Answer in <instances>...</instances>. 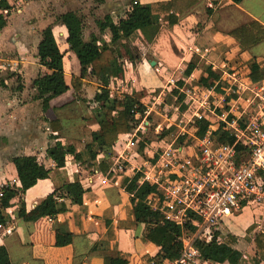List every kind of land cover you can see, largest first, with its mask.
<instances>
[{
	"label": "crops",
	"instance_id": "crops-1",
	"mask_svg": "<svg viewBox=\"0 0 264 264\" xmlns=\"http://www.w3.org/2000/svg\"><path fill=\"white\" fill-rule=\"evenodd\" d=\"M74 1L83 7L94 5L100 18L110 14L118 21L136 4L148 5L162 0H104L102 3L95 0H0V12L11 20L0 29V51L22 59L26 86L18 93H11L7 88L6 93L0 94V187L4 184L10 186L1 198L2 211L9 222L0 225V244L7 247L12 264H107L112 256L124 257L129 264H153L156 247L144 237V224L135 221L133 194L126 190L124 183L136 173V163L148 167V159L154 150L151 144L164 145L175 136L168 134L164 140L148 143L142 142L144 139L136 133L137 130L121 135L113 148L111 168L107 172L93 168L91 172L85 167L89 162L81 165L67 148L84 152V159H87L85 145L93 141L100 129L93 117L98 104L91 102L100 91L99 82L90 76L84 79L82 97L90 100L86 112L80 101L72 102L74 92L71 90L49 104L35 98L36 89L32 82L40 73L48 71L37 56L41 31L51 25L57 37L65 40L67 36L64 22L50 14L45 15L43 8L46 5L67 7ZM97 15H89L87 22L99 42L109 44L110 32L101 33L95 21ZM255 20L264 25V0H199L180 14L179 23L172 26L163 16L153 39L148 30H138L123 39L120 49L124 54L125 71L112 80L110 88L119 90L120 94L126 92L140 97L149 115L160 114L168 122L165 127L169 129L174 125L177 128L175 119L194 109V106L189 107L187 92L180 91L178 86L185 83V88L190 89L200 84L208 65L220 73L214 86L217 88L214 97L228 93L236 97L232 88L243 82L251 85L246 76L254 58L264 68V40L244 49L229 34L232 29ZM128 40L133 53L138 54L134 60L126 54ZM61 47L67 50L69 45L64 41ZM145 61L162 79H158L159 82L156 77V80L142 81L143 90L136 87V83L139 65ZM191 61H194L193 71L184 74ZM64 68L69 78L81 73L82 67L74 52L66 53ZM171 78L177 79V84H170ZM8 81L6 85L12 82L11 79ZM169 95L177 104L176 109L184 108L170 118L156 109L158 104L164 105V110L168 109ZM56 118L61 120L63 129L53 132L50 121ZM159 125L162 126L158 123L155 129ZM163 131L167 130L163 128ZM121 155L129 159L126 170L113 172ZM14 156L36 157L40 164L50 169L49 177L37 180L26 192H17L20 181L11 161ZM103 156L100 154L96 162ZM67 182H80L82 189L72 191L71 195L63 192L55 201L54 191ZM10 191L15 198L11 201L9 197L5 201V195ZM40 204L47 206L55 217L43 215L38 210ZM63 204L67 210L58 211ZM254 216L256 214H253L252 223ZM56 223L73 232L71 244L56 246Z\"/></svg>",
	"mask_w": 264,
	"mask_h": 264
},
{
	"label": "trees",
	"instance_id": "trees-1",
	"mask_svg": "<svg viewBox=\"0 0 264 264\" xmlns=\"http://www.w3.org/2000/svg\"><path fill=\"white\" fill-rule=\"evenodd\" d=\"M103 1L95 0L99 3ZM198 1L162 0L148 5L136 4L130 11L125 12L124 17H119L118 21H115L113 15L110 14L96 18L95 21L101 33L110 32L109 44L100 43L98 37L92 32L87 35V17L80 10H68L57 16V20H62L65 25L67 34L65 41L69 45L67 50L62 49L51 25L41 31L37 56L40 64L48 71L40 73L32 82V86L36 89V99H40L43 104H49L54 98L71 90L74 92L72 102L82 101L87 108L90 100H86L80 95L85 83L84 79L90 76L100 84V91L91 100L98 104L93 117L97 120L100 129L94 135L93 141L85 145L84 151L87 159H84V152H77L71 147L67 148V151L72 153L81 165H85V162L88 161L89 165L85 167L91 172L94 171L93 168H99L105 172L111 168L113 148L118 143L120 136L136 130L147 114V106L140 97L128 93L112 94L110 88L112 80L120 77L125 71L124 54L120 49L123 39H128L138 30H148L151 39H153L159 31L161 17L165 16L170 26L178 24L179 15ZM7 23V18L0 12V29L6 27ZM229 34L239 42L242 48L249 49L264 40V25L256 20L251 21L232 29ZM125 47L130 60L138 57V54L133 53L129 45ZM68 51L76 54L82 67L79 75H72L70 78L66 75L63 65L64 57ZM193 62H189L184 74L189 75L193 71ZM249 68L250 72L246 76L248 82L263 84L264 68L257 58H254L250 63ZM205 72L206 75L200 78L199 83L208 88L215 86L220 79V73L212 65H208ZM19 89H23V87L20 86ZM182 99L183 95L180 100ZM148 117L150 118V115ZM158 120L159 117L154 116V123L150 118V124L139 132L144 139L142 142L161 141L169 134L168 131L155 133ZM50 127L53 132L63 129L59 118L51 120ZM206 127L207 124H201L198 130L199 135L205 133ZM149 129H152V132ZM217 136L224 143L234 142L233 136L224 131L222 127L218 129ZM100 154L104 156L97 163L96 160ZM11 161L14 163L20 181L17 192H26L37 180L49 177L50 169L40 164L36 157L14 156ZM142 177L143 173L137 171L133 177L126 178L124 184L126 190L133 194L131 200L134 203L135 221L144 224V237L156 247L153 264H165L179 257L182 249L181 236L184 231L180 225L163 220L158 212L151 210L147 199L155 191V187L149 182H141ZM80 189H82L80 182H67L54 191V195L57 197L54 200L58 201L63 192L66 195H71L72 191ZM9 190L10 186L4 187L0 196V225H6L9 222L1 206V198ZM38 210L45 216L55 217V214L43 204L38 205ZM66 210L65 204L58 208L60 212ZM224 228L229 230L225 233L222 231L216 233L217 236L218 234L221 236L220 243L216 241V238L211 242H197L198 256L201 261H208L210 264H241L244 261V253L238 247L239 234L231 228L225 226ZM54 229L56 246H66L72 243L73 232L67 226L56 223ZM253 243L254 262L247 261L243 264H262L264 260V230L255 233ZM0 264H12L8 249L4 244H0ZM107 264H129V261L121 256H112L108 258Z\"/></svg>",
	"mask_w": 264,
	"mask_h": 264
},
{
	"label": "built area",
	"instance_id": "built-area-1",
	"mask_svg": "<svg viewBox=\"0 0 264 264\" xmlns=\"http://www.w3.org/2000/svg\"><path fill=\"white\" fill-rule=\"evenodd\" d=\"M21 65L22 59L0 51V74L14 73L13 80L22 74ZM178 88L187 92L194 109L175 119L177 135L170 142L151 144L148 167L136 163V172L143 173L141 182L155 187L147 199L151 210L184 231L179 257L165 264H210L200 260L197 242L216 238L220 243L216 233L225 230V219L251 206L264 209V83L243 82L232 88L236 97L231 93L214 97V86L196 84L188 89L184 83ZM148 116L147 108L137 134L150 124ZM201 124H207L203 135L198 133ZM220 127L233 136V143L220 141ZM162 129L159 125L155 130ZM128 161L121 155L113 171L126 170Z\"/></svg>",
	"mask_w": 264,
	"mask_h": 264
},
{
	"label": "rangeland",
	"instance_id": "rangeland-1",
	"mask_svg": "<svg viewBox=\"0 0 264 264\" xmlns=\"http://www.w3.org/2000/svg\"><path fill=\"white\" fill-rule=\"evenodd\" d=\"M43 9H44L45 15L50 14L51 17H57L61 12L67 11V10H80L88 18H89V15H93V17L97 15V13H96L97 10H96V7H94V5H91L90 7H88V6L83 7L81 4L76 3V1H74V4H72L70 6L68 5L67 7L60 6V5L52 7V5H46V7H44ZM84 9H86V12L84 11ZM15 11H18V9H15ZM33 12H36V11H34V8H33ZM98 14H100V12H98ZM97 17L100 18V16H98V15H97ZM7 20L9 21V18ZM7 25H8V23H7ZM91 32L94 33L92 31V28L90 27V25L88 23L87 35L90 34ZM58 38H59V43L62 46L65 40L61 39L60 37H58ZM128 44L130 45L129 40H128L126 45L128 46ZM63 65H64V61H63ZM139 67L140 68H139L138 74H137L138 81L136 83V87H139V88L145 90L143 87H141L142 81L144 82V81H148V80H156V78H157V80L162 79V77H158L159 75L155 72L154 67L150 66V64L147 61L141 63L139 65ZM10 74L15 75L14 73L0 74V94L6 93L7 88L11 91V93H18V91H22L26 88V86L24 85L25 78L22 76V74H20L18 76L16 74V76L13 78V80H12V78H9L11 76ZM8 79L12 80V82L9 83L10 85H6V81H8ZM158 82H159V80H158ZM20 86L23 87V89L20 90L19 89ZM29 89H30V87H29ZM113 92L116 94L120 93L119 90H113ZM8 93H10V92H8ZM82 94L83 93L81 91V93H80L81 97H82ZM56 98H58V97H56ZM56 98H55V100H57ZM86 100H88V99L86 98ZM166 102L169 105V106L167 105L168 109L164 110V108H165L164 105H159V104H158L159 106L156 105V109H159L160 111L165 113L169 118L172 117L175 113H178V112L184 110L183 107L181 109H180V107H178L177 109H179V110H177L175 108L177 106V104L174 102V100L172 99V97L170 95L168 96V99ZM80 103L82 105L84 112H86V107H85L86 104H84L82 101H80ZM154 116H157L160 118L158 120L157 124L161 123L163 128H165L169 132V134L173 135L171 137H174L177 135V128H175L174 125L171 126L169 129L167 127H165L168 124V122L166 121L164 116L157 114V113L150 114V118H152L153 122H154ZM149 131L152 132V129L151 130L149 129ZM146 154H147V152H145V155ZM6 186L7 185L4 184L2 187H0V196L2 194V189ZM9 197H11V199H10L11 201L15 198V195L12 193V191H10L8 195H5V201ZM257 211H259V212H257ZM262 213H263V215H262ZM253 214H256V216H258L260 218H258V220H257L256 216H254V221L252 223ZM247 222H248V225L250 223H252V224L250 226H248V225H246ZM224 224H225L224 226L226 228H231L232 230H235V232L239 234L240 240L238 243V247L244 253V261L243 262H247V261L254 262V258H255V252L253 251L254 235L257 231L264 230V209L262 208V206H259V205L251 206L250 208H246V209L242 210L241 212L235 213L230 218L225 219ZM246 226H248V227H246ZM243 262L241 264H243ZM262 264H264V260H263Z\"/></svg>",
	"mask_w": 264,
	"mask_h": 264
},
{
	"label": "water",
	"instance_id": "water-1",
	"mask_svg": "<svg viewBox=\"0 0 264 264\" xmlns=\"http://www.w3.org/2000/svg\"><path fill=\"white\" fill-rule=\"evenodd\" d=\"M152 64H154V62H152Z\"/></svg>",
	"mask_w": 264,
	"mask_h": 264
}]
</instances>
